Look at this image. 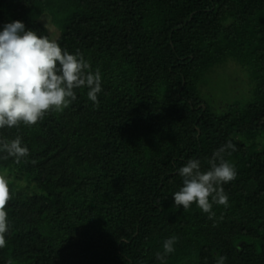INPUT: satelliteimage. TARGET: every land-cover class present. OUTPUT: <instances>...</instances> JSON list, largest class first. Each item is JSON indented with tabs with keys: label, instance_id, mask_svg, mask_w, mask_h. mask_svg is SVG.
Listing matches in <instances>:
<instances>
[{
	"label": "trees",
	"instance_id": "16d2710c",
	"mask_svg": "<svg viewBox=\"0 0 264 264\" xmlns=\"http://www.w3.org/2000/svg\"><path fill=\"white\" fill-rule=\"evenodd\" d=\"M16 20L82 53L102 92L0 129L30 151L0 152L12 191L0 264H161L173 235L166 264H264V0H0V31ZM231 61L252 88L217 108L209 80ZM229 140V206L214 220L177 207L179 169H208Z\"/></svg>",
	"mask_w": 264,
	"mask_h": 264
},
{
	"label": "clouds",
	"instance_id": "9594fccd",
	"mask_svg": "<svg viewBox=\"0 0 264 264\" xmlns=\"http://www.w3.org/2000/svg\"><path fill=\"white\" fill-rule=\"evenodd\" d=\"M84 88L88 89V99L98 106L102 75L99 69L92 70L82 53H70L48 35L26 29L22 21L4 25L0 31V129L35 126L46 115L63 112L76 101V90ZM236 150V145L229 140L214 151L206 170L202 169L199 159H189L179 169L183 186L173 194L175 205L188 211L195 204L208 214V219L214 220L213 205L229 206L223 185L233 181L237 173L234 164L225 159V154L231 155ZM0 152L14 157L17 163L30 155L19 135L11 140L0 137ZM11 199L7 175L0 174V249L7 246L9 220L6 208ZM178 239L173 235L163 242V252L156 253L161 264H166V257L175 251ZM226 259L219 256L216 264H225Z\"/></svg>",
	"mask_w": 264,
	"mask_h": 264
},
{
	"label": "rangeland",
	"instance_id": "374dc122",
	"mask_svg": "<svg viewBox=\"0 0 264 264\" xmlns=\"http://www.w3.org/2000/svg\"><path fill=\"white\" fill-rule=\"evenodd\" d=\"M223 67H225V70L221 74L209 80L213 96L219 100L217 101V104L219 103V105H216L217 108H221L220 102L226 105L235 97H247L249 90L252 88L250 76L239 63L231 61Z\"/></svg>",
	"mask_w": 264,
	"mask_h": 264
}]
</instances>
